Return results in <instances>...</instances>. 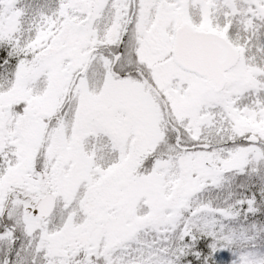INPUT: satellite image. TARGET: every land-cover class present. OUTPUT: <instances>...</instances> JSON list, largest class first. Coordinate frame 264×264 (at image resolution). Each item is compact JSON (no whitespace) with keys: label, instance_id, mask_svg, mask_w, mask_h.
<instances>
[{"label":"snow or ice","instance_id":"snow-or-ice-1","mask_svg":"<svg viewBox=\"0 0 264 264\" xmlns=\"http://www.w3.org/2000/svg\"><path fill=\"white\" fill-rule=\"evenodd\" d=\"M0 264H264V0H0Z\"/></svg>","mask_w":264,"mask_h":264}]
</instances>
